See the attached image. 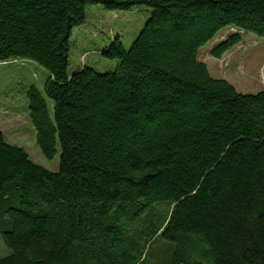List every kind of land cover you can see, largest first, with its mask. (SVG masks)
I'll use <instances>...</instances> for the list:
<instances>
[{"label": "trees", "instance_id": "trees-1", "mask_svg": "<svg viewBox=\"0 0 264 264\" xmlns=\"http://www.w3.org/2000/svg\"><path fill=\"white\" fill-rule=\"evenodd\" d=\"M152 9L112 71L69 74L86 6ZM231 26L264 38V0H0V63L48 72L28 90L35 164L0 133V264H264V90L213 78L198 50ZM240 41L229 34L210 54Z\"/></svg>", "mask_w": 264, "mask_h": 264}, {"label": "rangeland", "instance_id": "rangeland-1", "mask_svg": "<svg viewBox=\"0 0 264 264\" xmlns=\"http://www.w3.org/2000/svg\"><path fill=\"white\" fill-rule=\"evenodd\" d=\"M151 11L146 5H136L128 10H109L101 4L86 6L85 22L75 26L69 38V74L84 65L98 72L114 70L118 59L104 56V50L115 37H119L128 50ZM232 33H238L240 41L220 58L212 56L211 49ZM197 57L207 65L213 78L227 80L237 92L254 94L264 90L263 37L227 26L199 48ZM47 77V70L31 60L0 63V133L9 144L23 148L35 164L55 172L59 168V143L57 141L52 158L43 155L30 118L27 94L34 86L44 97L51 114L52 102L44 92ZM9 253L0 234V258Z\"/></svg>", "mask_w": 264, "mask_h": 264}]
</instances>
